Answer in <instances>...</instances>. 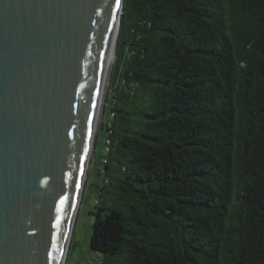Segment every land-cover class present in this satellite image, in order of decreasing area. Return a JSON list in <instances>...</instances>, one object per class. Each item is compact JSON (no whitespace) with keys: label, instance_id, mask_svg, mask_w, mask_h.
I'll list each match as a JSON object with an SVG mask.
<instances>
[{"label":"trees","instance_id":"trees-1","mask_svg":"<svg viewBox=\"0 0 264 264\" xmlns=\"http://www.w3.org/2000/svg\"><path fill=\"white\" fill-rule=\"evenodd\" d=\"M111 75L100 264H264V0H124Z\"/></svg>","mask_w":264,"mask_h":264},{"label":"water","instance_id":"water-1","mask_svg":"<svg viewBox=\"0 0 264 264\" xmlns=\"http://www.w3.org/2000/svg\"><path fill=\"white\" fill-rule=\"evenodd\" d=\"M124 0H0V264H64Z\"/></svg>","mask_w":264,"mask_h":264},{"label":"rangeland","instance_id":"rangeland-1","mask_svg":"<svg viewBox=\"0 0 264 264\" xmlns=\"http://www.w3.org/2000/svg\"><path fill=\"white\" fill-rule=\"evenodd\" d=\"M115 62V61H114ZM114 64V63H113ZM110 68L104 93L103 108L99 119L98 127L94 135V145L92 147L89 167L83 188L82 199L76 216L70 246L64 264H100V255L94 253L90 248L91 237L93 233L92 215L96 206V195L99 187L105 185L106 176L100 174V169L105 165L102 163L105 138L107 136L106 128L103 126L108 123V111L106 104L110 99V90L114 88Z\"/></svg>","mask_w":264,"mask_h":264},{"label":"built area","instance_id":"built-area-1","mask_svg":"<svg viewBox=\"0 0 264 264\" xmlns=\"http://www.w3.org/2000/svg\"><path fill=\"white\" fill-rule=\"evenodd\" d=\"M104 144H105V148H104L102 163L106 164L108 161V155L110 153V141L106 139ZM100 173H104L103 168L100 169Z\"/></svg>","mask_w":264,"mask_h":264},{"label":"bare ground","instance_id":"bare-ground-1","mask_svg":"<svg viewBox=\"0 0 264 264\" xmlns=\"http://www.w3.org/2000/svg\"><path fill=\"white\" fill-rule=\"evenodd\" d=\"M114 61H115V58H113V60H111V62H110V68H111V66L113 65ZM109 71H110V69H109ZM108 76H109V74H108ZM107 80H108V78H107ZM106 85H107V82H106ZM105 90H106V86H105ZM105 90H104V93H105ZM103 102H104V96H103L102 107H101V110H100V113H99V117H98L97 125H96V128H95V132H96V129H97V127H98L99 119H100V116H101V111H102V108H103ZM95 132H94V135H95ZM92 147H93V146H92ZM91 151H92V148H91V150H90V155H91ZM89 160H90V156H89ZM88 167H89V163H88ZM88 167H87V169H88Z\"/></svg>","mask_w":264,"mask_h":264},{"label":"snow or ice","instance_id":"snow-or-ice-1","mask_svg":"<svg viewBox=\"0 0 264 264\" xmlns=\"http://www.w3.org/2000/svg\"><path fill=\"white\" fill-rule=\"evenodd\" d=\"M117 2H118V0H117Z\"/></svg>","mask_w":264,"mask_h":264}]
</instances>
